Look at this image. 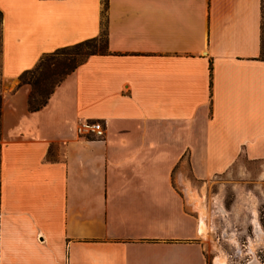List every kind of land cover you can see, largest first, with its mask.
<instances>
[{"label": "crops", "instance_id": "obj_1", "mask_svg": "<svg viewBox=\"0 0 264 264\" xmlns=\"http://www.w3.org/2000/svg\"><path fill=\"white\" fill-rule=\"evenodd\" d=\"M103 31L30 111L20 75ZM0 95V264H207L202 185L264 181V0H0Z\"/></svg>", "mask_w": 264, "mask_h": 264}, {"label": "rangeland", "instance_id": "obj_2", "mask_svg": "<svg viewBox=\"0 0 264 264\" xmlns=\"http://www.w3.org/2000/svg\"><path fill=\"white\" fill-rule=\"evenodd\" d=\"M258 170L255 163L240 161L202 185L205 201L197 196L196 208L201 217L203 201L211 215L210 232L199 236L207 264H217L218 257L225 264H264V181Z\"/></svg>", "mask_w": 264, "mask_h": 264}, {"label": "trees", "instance_id": "obj_3", "mask_svg": "<svg viewBox=\"0 0 264 264\" xmlns=\"http://www.w3.org/2000/svg\"><path fill=\"white\" fill-rule=\"evenodd\" d=\"M107 52V37L103 31L99 37L60 47L42 55L37 65L20 75L22 82L30 84L28 109L37 111L45 106L57 85L80 64L94 54ZM2 96L0 95V112ZM49 150V159L51 158Z\"/></svg>", "mask_w": 264, "mask_h": 264}, {"label": "built area", "instance_id": "obj_4", "mask_svg": "<svg viewBox=\"0 0 264 264\" xmlns=\"http://www.w3.org/2000/svg\"><path fill=\"white\" fill-rule=\"evenodd\" d=\"M104 128V123L100 120H85L77 124L76 133L84 138L102 136Z\"/></svg>", "mask_w": 264, "mask_h": 264}, {"label": "bare ground", "instance_id": "obj_5", "mask_svg": "<svg viewBox=\"0 0 264 264\" xmlns=\"http://www.w3.org/2000/svg\"><path fill=\"white\" fill-rule=\"evenodd\" d=\"M199 204V207L201 209V217H200V230H201V234L205 235L206 233H209L211 230V225H209L210 223L208 222V218L211 217V215L209 216V211L207 208V205L201 201ZM216 263L217 264H225L223 258L218 257L216 259Z\"/></svg>", "mask_w": 264, "mask_h": 264}]
</instances>
